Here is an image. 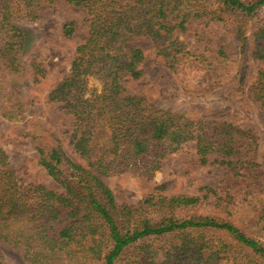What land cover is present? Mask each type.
<instances>
[{"label": "trees", "instance_id": "1", "mask_svg": "<svg viewBox=\"0 0 264 264\" xmlns=\"http://www.w3.org/2000/svg\"><path fill=\"white\" fill-rule=\"evenodd\" d=\"M65 6L85 12L88 36L76 47L69 74L49 91L47 101L61 103L71 116L69 143L82 163L68 157L58 141L45 146L31 135L38 164L63 189L60 193L21 182L0 146V243L20 249L28 264H264V245L233 221L238 211L235 196L229 194L244 185V195L253 197L264 180V157L261 162L254 159L255 137L227 121L193 120L159 109L128 94L122 84L125 77L142 76L143 49L133 41L145 37L189 96L216 87L227 98L247 90L264 112V67L250 87L243 83L245 61H264V25L255 26L251 35L247 25L264 0H0V115L6 120H25L27 109L5 92L4 76L29 68L38 83L46 73L36 62L26 65L22 59L23 24L39 22ZM200 20L229 29L236 59L220 47L210 60L192 53L174 35ZM75 32V22L63 24L64 38ZM192 70L195 83L188 77ZM90 78L100 89L89 87ZM38 126L45 128L41 122ZM189 143L199 165L224 167L229 201L221 206L233 217L176 215L219 199L210 187H201L196 196L168 197L162 194L167 185L159 184L137 204L117 205L105 177L135 173L150 178L162 159ZM250 223L264 236V205ZM152 236L165 240L161 253L149 250L146 242ZM0 264H5L1 250Z\"/></svg>", "mask_w": 264, "mask_h": 264}, {"label": "rangeland", "instance_id": "2", "mask_svg": "<svg viewBox=\"0 0 264 264\" xmlns=\"http://www.w3.org/2000/svg\"><path fill=\"white\" fill-rule=\"evenodd\" d=\"M117 1L125 4L133 0ZM69 21L75 22L76 32L72 38L67 39L63 36L62 27ZM247 25L249 35L254 31L255 26L264 25V7ZM22 28L24 30L22 51L24 63L29 65L34 61L46 73L38 83L33 82L31 75L28 74L29 68L22 70V73L3 75L2 83L5 92L11 98L19 99L25 104L27 118L23 121H8L0 115V146L7 152L11 166L21 182L41 184L61 193L63 189L38 164V153L31 135L35 133L36 140L45 146L53 145L58 141L68 157L82 163L69 143L71 116L66 114L61 103L48 102L47 95L60 80L69 74L75 49L88 36L86 14L79 8L65 6L58 13L45 15L39 22L23 24ZM174 35L185 42L187 49L192 53H202L210 60L216 56L220 47L234 59L238 56L234 53L236 43L233 35L220 22L196 21L191 23L184 33L176 32ZM133 44L143 49L145 59L141 64L143 73L140 79L133 80L125 77L122 81L128 94L142 97L159 109L184 115L193 120L227 121L249 131L257 142L254 159L262 161L264 112L259 104L252 100L247 90L245 94L238 93L227 98L223 89L216 87L199 97L189 96L178 88L179 80L166 68L161 58L156 57L149 39L140 37L135 39ZM245 65L248 68L245 69L243 83H246V87H250L255 81L257 71L264 67V61L248 58ZM187 71L188 69L186 73ZM162 75L167 78H162ZM194 75L192 70L188 77L195 83ZM88 85L100 89V84L95 79L90 78ZM40 122L45 127L44 130H39ZM37 126L38 131H35ZM224 178L223 166L216 163L199 165L194 145L189 143L162 159L160 169L150 178L135 173H123L105 177L104 182L113 192L115 202L119 206L137 204L153 193L155 186L159 184L167 185L162 194L168 197L196 196L202 193L199 191L201 187H210L217 190L219 199L215 197L207 199L194 208L176 211V215L184 217L207 214L225 218L232 215H227L228 210H224L221 206L229 201L225 197L226 187L229 184ZM243 186L236 187L234 192L229 191V194L235 196L238 211L233 221L238 223L239 228L246 235L264 245L262 232L250 223L252 215L260 211L264 205V180L259 182L255 197L245 196L242 191ZM164 243L165 240H161V237L155 239V236L149 237L146 242L149 250L154 247L159 253ZM0 250L5 264H28L24 261L20 249L0 243ZM222 264L232 263L228 261Z\"/></svg>", "mask_w": 264, "mask_h": 264}]
</instances>
